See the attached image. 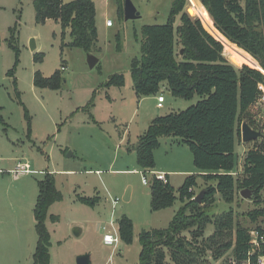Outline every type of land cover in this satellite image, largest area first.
I'll return each mask as SVG.
<instances>
[{
  "label": "rangeland",
  "instance_id": "obj_1",
  "mask_svg": "<svg viewBox=\"0 0 264 264\" xmlns=\"http://www.w3.org/2000/svg\"><path fill=\"white\" fill-rule=\"evenodd\" d=\"M103 1L96 0L98 43L90 53L99 63L90 68L88 53L68 47L72 41L70 30L63 34L61 24L53 20L37 23L34 0H0V264H33L39 240L34 210L40 182L47 175L54 177L62 194V200L50 207L46 221L52 244L49 264H76L82 254H89L92 264H140V235L168 228L183 205L178 199L172 207L152 209L151 184L142 183L145 170L137 163L136 147L155 118L184 111L201 98H175L163 84L156 97L163 96L165 102L158 108L154 96L135 94L131 75L133 60L141 57L142 27L166 24L173 0H131L141 15L134 21L120 17L117 0ZM188 1L187 9L195 12L209 33L227 43L224 52L231 63L241 60L260 69L251 55L242 51L239 56L237 46L223 38L209 22L211 18L201 2ZM239 1L244 4L245 0ZM107 20L112 21V28L106 25ZM179 24L177 17L175 26ZM14 31L17 42L12 40ZM118 36L121 51L117 50ZM32 39L36 44L34 52L30 49ZM40 54L43 59L36 62L35 56ZM38 71L44 77L60 71L62 88L35 87L34 75ZM114 75L124 77L123 86H107ZM251 113L256 125L263 127L264 95ZM241 128L242 125L235 149L236 179L243 177L246 153L261 140L243 143ZM160 143L154 152L153 170L174 172L170 184L177 197L186 178L198 175L195 192L199 195L208 182L195 167L190 148L178 138L163 137ZM25 166L28 173L22 171ZM146 177L149 181L152 178L150 174ZM241 193L238 191L230 204L218 194L210 213L229 212L234 225L252 230L259 225L264 228L263 219L254 223L249 216L264 207V195L258 203L254 195L244 199ZM79 197L99 199L94 206H88ZM52 215L59 221L52 222ZM123 217L133 223L131 244L123 242L119 235L118 224ZM76 228L80 230L78 236ZM213 232L214 226L208 225L205 237ZM106 233L117 236L119 243L106 246ZM184 235L191 239L188 233ZM207 260L208 264H231L232 252L218 261L209 253ZM167 261L174 264L169 257Z\"/></svg>",
  "mask_w": 264,
  "mask_h": 264
},
{
  "label": "trees",
  "instance_id": "obj_2",
  "mask_svg": "<svg viewBox=\"0 0 264 264\" xmlns=\"http://www.w3.org/2000/svg\"><path fill=\"white\" fill-rule=\"evenodd\" d=\"M201 2L208 12L214 27L225 40L251 55L264 70V0H190ZM36 21L45 24L49 20L59 22L63 34L70 30L71 48H80L92 53L98 43L96 7L92 0H34ZM188 0H173L166 24L148 25L141 29V57L131 64L134 91L138 97L156 96L166 84L175 98L201 100L179 113L155 118L139 137L136 147L137 163L144 170L156 167L154 152L160 148L163 137L178 138L192 152L195 167L208 182L201 192V203L197 201L198 175H190L179 188H174L156 179L151 182L152 209L154 211L172 207L176 200L182 206L165 229L144 231L140 235L142 250L140 264H208L210 253L215 261L232 252V260L255 264L259 255H264V245L255 254L252 251L250 231L252 229L234 225L232 213L211 214L216 196L221 195L232 203L238 191L250 190L258 203L264 195V138L244 158L243 177L233 176L236 168V143L240 137V126L247 122L253 129L262 132L254 121L251 109L263 97L259 89L264 86V73L251 68L241 60L235 65L225 57L227 43L220 42L204 27L201 19L189 8ZM118 13L124 19V0H117ZM194 16L198 18H193ZM180 24L175 26L176 18ZM16 32H12V40ZM1 44V38H0ZM240 48V49H239ZM117 50H122L121 38L117 37ZM43 55H36L40 62ZM242 66V67H237ZM14 73L10 72V75ZM64 80L57 71L51 77L41 72L34 75V85L40 89L60 90ZM122 75H114L107 86H123ZM200 194V193H199ZM99 198L79 197L85 205L94 206ZM62 200L55 179L47 175L40 182V193L35 206L36 230L39 237L33 264H49L51 236L46 227L50 207ZM252 222L264 220V207L249 214ZM58 222V216H50ZM208 225L214 232L205 237ZM264 237V228H255ZM121 240L133 241V223L123 217L118 224ZM184 233H188V239Z\"/></svg>",
  "mask_w": 264,
  "mask_h": 264
},
{
  "label": "water",
  "instance_id": "obj_3",
  "mask_svg": "<svg viewBox=\"0 0 264 264\" xmlns=\"http://www.w3.org/2000/svg\"><path fill=\"white\" fill-rule=\"evenodd\" d=\"M187 11L189 13V8L187 9ZM140 17H141V15L137 11V9L134 6V4L132 3V1L131 0H124V19H125V21L138 20ZM30 49L33 52L36 50V44H35V41L33 39L30 42ZM87 61H88L90 68L96 67L97 64L99 63V59L90 53H88ZM240 67H242V66H240ZM255 69H257V68H255ZM258 70L264 73V70L261 68V66H260V69H258ZM241 135H242L243 143H250V142H254L256 140L264 138V135L262 134V132L253 129L246 122L242 124ZM202 195H203V192H201L197 196V201L199 203H201ZM241 196L244 199H249L252 196V192L250 190H244V191H242ZM74 233H75V235L78 236L80 234V230L78 228H76L74 230ZM76 264H92L91 256L89 254L79 255L76 259Z\"/></svg>",
  "mask_w": 264,
  "mask_h": 264
},
{
  "label": "built area",
  "instance_id": "obj_4",
  "mask_svg": "<svg viewBox=\"0 0 264 264\" xmlns=\"http://www.w3.org/2000/svg\"><path fill=\"white\" fill-rule=\"evenodd\" d=\"M106 25L108 27H111L113 26V23L111 20H107V23ZM62 70H64V67H62ZM259 89L264 93V86L263 85H260L259 86ZM165 102V98L163 96H159L158 97V104H157V107L158 108H162L163 107V103ZM22 171L23 172H26L28 173V169H27V166L25 167H22ZM146 174H150L152 176V179L151 180H158V181H161L165 184L168 183V177L165 173H162V172H156L154 170H145L143 171V174H142V183L144 185H148L149 184V180L147 179L146 177ZM118 201H114L113 202V208L115 209V206L117 205ZM112 226V224H111ZM105 229V228H104ZM250 237H251V247H252V251L250 253V256H252L253 254L256 253V251L258 250V248L261 246V245H264V237L263 236H260L259 235V232L256 230V229H253L250 231ZM103 242L106 246H116L118 243H119V238L117 236H115L114 234H111V233H106L104 234L103 236ZM231 264H238V262L236 261H233L231 262ZM240 264H252V261L250 259L244 261V262H241ZM255 264H264V255H259Z\"/></svg>",
  "mask_w": 264,
  "mask_h": 264
},
{
  "label": "crops",
  "instance_id": "obj_5",
  "mask_svg": "<svg viewBox=\"0 0 264 264\" xmlns=\"http://www.w3.org/2000/svg\"><path fill=\"white\" fill-rule=\"evenodd\" d=\"M64 1V0H63ZM74 1V0H73ZM93 2H94V4H95V7H96V0H92ZM103 1V0H102ZM104 2V1H103ZM64 3H69V2H65L64 1ZM97 10V9H96ZM97 13V12H96ZM111 28H112V26H111ZM98 29V28H97ZM68 31H69V29H67ZM69 33H70V31H69ZM159 97V96H158ZM158 97H156V96H154L153 97V99H155L156 101H157V104H158ZM135 172V171H134ZM157 172V171H156ZM159 172H161V171H159ZM162 173H165L166 175H167V177H168V180H169V182H171V176H173L172 174H174V172H172V171H162ZM185 174V173H184ZM152 179V178H151ZM151 182H152V180H150L149 181V184H151ZM148 184V185H149Z\"/></svg>",
  "mask_w": 264,
  "mask_h": 264
}]
</instances>
